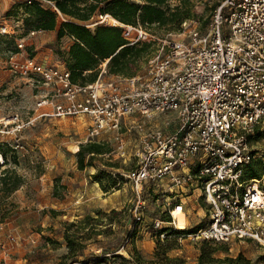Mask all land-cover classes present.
Instances as JSON below:
<instances>
[{
  "label": "built area",
  "instance_id": "2783aa9c",
  "mask_svg": "<svg viewBox=\"0 0 264 264\" xmlns=\"http://www.w3.org/2000/svg\"><path fill=\"white\" fill-rule=\"evenodd\" d=\"M37 1L56 9L50 1ZM107 16L99 15L88 28H119L129 45L153 40L138 27ZM11 34L8 25L0 24V35ZM17 47L6 58V68L30 79L44 95L36 103L35 118L1 119V135L17 137L46 117L83 120L86 143L112 136L115 148L105 156L116 155L124 165L121 175L138 194L145 186L163 183L171 193L199 191L209 218L195 233L198 240L249 241L264 250V173L259 179H245L249 166L259 163L264 168V0L220 2L203 31L193 28L186 39L164 43L161 53L148 59L143 77L106 80V61L95 82L74 83L67 68L27 55L22 41ZM9 145L24 148L17 138ZM140 208L116 254L133 255L136 225L144 222ZM164 226L154 220V229ZM17 241L10 237L11 246H2L5 258ZM113 255L97 259L107 257L111 264Z\"/></svg>",
  "mask_w": 264,
  "mask_h": 264
},
{
  "label": "rangeland",
  "instance_id": "374dc122",
  "mask_svg": "<svg viewBox=\"0 0 264 264\" xmlns=\"http://www.w3.org/2000/svg\"><path fill=\"white\" fill-rule=\"evenodd\" d=\"M128 1L144 4L140 0ZM222 1L194 0L193 17L187 28L178 31L138 26L137 29L153 38L151 56L161 53L164 43L186 39L190 29L203 31L214 7ZM24 3L25 0H0V24L8 25L12 32L10 36H0V72L7 73L0 77V120L15 115L22 120L35 118L36 103L44 95L30 79L18 77L5 68V59L16 49V44L22 41L27 55L41 62L66 68L68 46L73 45L71 38L67 43L66 37L59 40L57 31L27 33ZM179 4L180 0H169L164 8L172 9ZM133 34L137 37L138 32ZM148 68V63L142 62L135 74L143 77ZM100 74L101 71L98 77ZM104 78L116 80L117 76L108 72ZM16 138L23 149L9 145ZM86 139L83 120L50 117L37 119L34 126L17 137L0 134V264L17 261H21L17 264H62L63 256L68 253L67 236L73 241L76 257L65 264H106L97 257L120 251L129 227L135 222L134 211L140 205L144 222L136 225L133 255H116L113 264H232L228 259L237 260L236 264H264V250L255 243L218 244L196 238L197 227L209 218V206L199 191L181 195L174 189L171 193L163 183L151 188L145 186L138 194L135 185L122 176L124 165L116 155L85 154L81 169L76 153L79 147L100 143L109 151L115 148L109 134L87 143ZM74 146L78 149L73 150ZM254 166L264 173L259 163ZM5 175L10 178H6L7 185L1 180ZM95 176L102 181L98 182ZM110 179L114 182L111 186L115 185L112 189ZM19 180L22 183L17 186ZM180 207L179 220L175 222L174 213ZM155 219L165 222L163 230L153 228ZM178 231L183 233L177 235ZM10 237L18 241L10 257L5 258L2 246H11Z\"/></svg>",
  "mask_w": 264,
  "mask_h": 264
},
{
  "label": "trees",
  "instance_id": "16d2710c",
  "mask_svg": "<svg viewBox=\"0 0 264 264\" xmlns=\"http://www.w3.org/2000/svg\"><path fill=\"white\" fill-rule=\"evenodd\" d=\"M46 1L52 2L56 9L44 6L37 0L31 4L24 3L23 8L27 14L24 20L25 30L27 33L57 31L59 40L64 37L73 39V45L68 51L67 69L71 72L72 81L80 84L95 82L98 78L100 65L106 61L110 74L133 77L140 64L147 63L151 57V44L129 45L119 28L101 25L94 30L89 29L88 26L94 23L97 16L108 14L114 20L125 25L133 27L158 26L167 32H174L180 30L185 21L191 20L194 9V0H180V4L172 9L164 8L169 0H140L144 3L142 6L130 3L128 0ZM61 16L65 19L63 22H61ZM17 51L16 44V49L12 52ZM111 151L104 144H87L80 147L77 152L78 164L81 169L84 168L85 154L94 157L105 155ZM262 174L254 165H251L246 170L245 179H259ZM6 178L7 175L1 179L4 185H7V179H10ZM95 178L98 182L102 181L98 176ZM21 183L22 181H17V186ZM113 183L110 179V189L115 187V185L111 186ZM182 233L183 231L176 232L177 235ZM66 240L68 253L63 256L62 264H65L68 259L76 257L73 241L68 236ZM116 255L119 254H114L113 257ZM113 257L110 261L111 264H113ZM99 260H104L106 264H109L107 257ZM228 261L232 264L237 263V260L228 259Z\"/></svg>",
  "mask_w": 264,
  "mask_h": 264
},
{
  "label": "bare ground",
  "instance_id": "6f19581e",
  "mask_svg": "<svg viewBox=\"0 0 264 264\" xmlns=\"http://www.w3.org/2000/svg\"><path fill=\"white\" fill-rule=\"evenodd\" d=\"M108 18H110V19H113V18H111L110 16H107ZM114 20V19H113ZM142 36H144V37H146V39H152V37H151V35L149 34V33H145V32H143L142 33ZM73 150H77L78 149V146H74L73 148H72ZM182 210V207H180V208H176V212L174 213V220H175V222H177L178 220H179V217H178V215H180V211Z\"/></svg>",
  "mask_w": 264,
  "mask_h": 264
},
{
  "label": "crops",
  "instance_id": "0c3cea01",
  "mask_svg": "<svg viewBox=\"0 0 264 264\" xmlns=\"http://www.w3.org/2000/svg\"><path fill=\"white\" fill-rule=\"evenodd\" d=\"M53 32H55V31H53ZM68 38V39H67ZM65 41L64 42H66L67 43V40H70L69 39V37H66L65 39H64ZM71 47V45H69L68 46V49ZM53 65H55V64H53ZM55 66H58V65H55ZM58 67H60V68H63V69H65L66 67L65 66H58ZM5 68H6V66H5ZM7 69V68H6ZM7 75V73L5 72V71H1L0 72V77H5ZM34 86V85H33ZM136 244H137V241H136ZM136 248V247H135ZM25 261H27V260H25ZM21 261H17V263H20ZM16 263V264H17ZM30 264H38V263H34V262H31Z\"/></svg>",
  "mask_w": 264,
  "mask_h": 264
}]
</instances>
